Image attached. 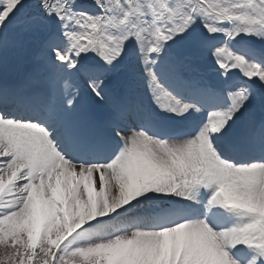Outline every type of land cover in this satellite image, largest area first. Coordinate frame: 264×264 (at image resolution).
<instances>
[{
  "label": "snow or ice",
  "instance_id": "snow-or-ice-1",
  "mask_svg": "<svg viewBox=\"0 0 264 264\" xmlns=\"http://www.w3.org/2000/svg\"><path fill=\"white\" fill-rule=\"evenodd\" d=\"M0 264H264V0H0Z\"/></svg>",
  "mask_w": 264,
  "mask_h": 264
},
{
  "label": "rangeland",
  "instance_id": "rangeland-1",
  "mask_svg": "<svg viewBox=\"0 0 264 264\" xmlns=\"http://www.w3.org/2000/svg\"><path fill=\"white\" fill-rule=\"evenodd\" d=\"M143 95H144V97H145V100H147V93H144V92H143Z\"/></svg>",
  "mask_w": 264,
  "mask_h": 264
}]
</instances>
